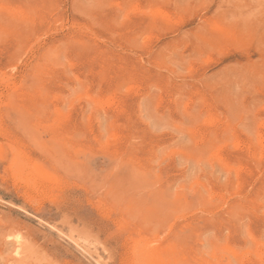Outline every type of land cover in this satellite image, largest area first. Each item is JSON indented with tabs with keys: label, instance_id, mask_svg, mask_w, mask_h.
I'll use <instances>...</instances> for the list:
<instances>
[{
	"label": "rangeland",
	"instance_id": "obj_1",
	"mask_svg": "<svg viewBox=\"0 0 264 264\" xmlns=\"http://www.w3.org/2000/svg\"><path fill=\"white\" fill-rule=\"evenodd\" d=\"M0 75V264H264V0H0Z\"/></svg>",
	"mask_w": 264,
	"mask_h": 264
},
{
	"label": "bare ground",
	"instance_id": "obj_2",
	"mask_svg": "<svg viewBox=\"0 0 264 264\" xmlns=\"http://www.w3.org/2000/svg\"><path fill=\"white\" fill-rule=\"evenodd\" d=\"M154 15V14H153ZM162 17V16H161ZM216 27V26H215ZM45 53V52H44ZM42 56V55H41ZM41 59V58H40ZM38 62V61H37ZM1 76V75H0ZM231 135V134H230ZM259 140H261V139H259ZM234 141V140H233ZM232 142V141H231ZM219 146V145H218ZM241 147V146H240ZM226 156V155H225ZM20 158V157H19ZM22 161V160H21ZM26 162V161H25ZM27 169H29V168H27ZM30 170V169H29ZM31 171V170H30ZM35 174H36V170L33 168V170H32ZM35 177V176H34ZM15 179V178H14ZM210 195V194H209ZM210 201V200H209ZM191 224V223H190ZM146 245V244H145ZM151 245V244H150ZM261 245V244H260ZM17 248H18V246H17ZM137 248V247H136ZM20 250V249H19ZM224 250V249H223ZM148 251V250H147ZM19 252L18 251H16V254H18ZM140 255V254H139ZM261 255V254H260ZM141 257V256H140ZM139 257V258H140ZM143 257V256H142ZM143 262L142 263H144V264H160L159 263V258L158 257H156V253H154L153 251L152 252H150V253H148V254H146L143 258ZM139 260H141V259H139ZM142 261V260H141ZM138 263H139V261H138ZM141 262H140V264H142Z\"/></svg>",
	"mask_w": 264,
	"mask_h": 264
}]
</instances>
